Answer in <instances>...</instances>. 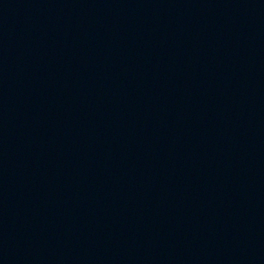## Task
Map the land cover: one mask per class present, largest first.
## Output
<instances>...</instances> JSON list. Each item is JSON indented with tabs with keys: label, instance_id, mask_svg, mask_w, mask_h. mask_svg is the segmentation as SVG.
<instances>
[{
	"label": "water",
	"instance_id": "obj_1",
	"mask_svg": "<svg viewBox=\"0 0 264 264\" xmlns=\"http://www.w3.org/2000/svg\"><path fill=\"white\" fill-rule=\"evenodd\" d=\"M0 264H264V0H0Z\"/></svg>",
	"mask_w": 264,
	"mask_h": 264
}]
</instances>
